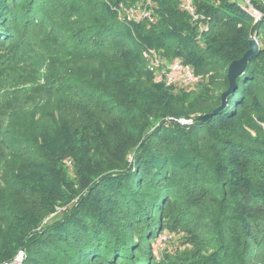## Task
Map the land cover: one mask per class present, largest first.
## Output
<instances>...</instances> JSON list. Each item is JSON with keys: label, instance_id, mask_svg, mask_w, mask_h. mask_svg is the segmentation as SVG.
I'll use <instances>...</instances> for the list:
<instances>
[{"label": "trees", "instance_id": "16d2710c", "mask_svg": "<svg viewBox=\"0 0 264 264\" xmlns=\"http://www.w3.org/2000/svg\"><path fill=\"white\" fill-rule=\"evenodd\" d=\"M192 4L0 0V264H264V21ZM174 60L197 81H154Z\"/></svg>", "mask_w": 264, "mask_h": 264}, {"label": "built area", "instance_id": "2783aa9c", "mask_svg": "<svg viewBox=\"0 0 264 264\" xmlns=\"http://www.w3.org/2000/svg\"><path fill=\"white\" fill-rule=\"evenodd\" d=\"M235 2L239 7L254 21H264V0H231ZM182 6L189 11L194 18L197 15L194 13V7L192 4V0H182ZM145 11V10H144ZM128 14L131 16L133 14V10H127ZM144 15H148V12L145 11ZM143 55L146 56L147 52H143ZM153 61L157 64L156 56L152 55ZM179 73L178 79L172 78L173 73ZM154 79L156 81H165L166 84L174 83L173 81H177L176 83L181 84H191L197 81L198 77L193 73V71L186 65L182 64L178 60H174L166 70V72H155ZM21 257V256H20Z\"/></svg>", "mask_w": 264, "mask_h": 264}, {"label": "rangeland", "instance_id": "374dc122", "mask_svg": "<svg viewBox=\"0 0 264 264\" xmlns=\"http://www.w3.org/2000/svg\"><path fill=\"white\" fill-rule=\"evenodd\" d=\"M179 73H173L171 76L172 78L178 79ZM154 81H156L154 79ZM174 83H169V85L176 84V80L173 81ZM22 90V89H21ZM11 97L13 99H17L18 101L23 100L25 98V94L23 91L17 92L16 94H13ZM192 218L197 221V225H200L199 228L197 229V233L200 235V237L205 240L206 242L209 240H213V231L206 226L207 222L205 216L199 217V214L197 213H192ZM203 215V214H202ZM202 218V219H201ZM187 235H185L184 231H181L179 233H173V232H168L165 231L163 234H160V236H157L154 241L152 242V249L153 253L156 257H159L161 253L164 250H173L176 246L183 247L184 245H181V242L183 238ZM204 250L209 251L211 250V243L207 242L204 245ZM21 257L16 258V260L10 264H18L20 262Z\"/></svg>", "mask_w": 264, "mask_h": 264}, {"label": "water", "instance_id": "95a60500", "mask_svg": "<svg viewBox=\"0 0 264 264\" xmlns=\"http://www.w3.org/2000/svg\"><path fill=\"white\" fill-rule=\"evenodd\" d=\"M257 49H258V45L256 39L254 38V36H252L248 39L247 50L244 51L239 58L234 59L228 63L226 68V77L228 80V86L227 89L221 93V103L217 106V108L213 109L210 113L198 115L188 120L181 119V121L186 123L199 121L207 118L209 115L216 113L219 109H221V107L224 104V96L234 88L235 78L244 71L246 64L255 55ZM20 256H21V251H18L14 258V261L16 260V258L18 257L20 258Z\"/></svg>", "mask_w": 264, "mask_h": 264}]
</instances>
